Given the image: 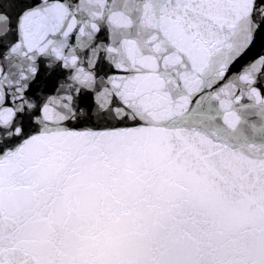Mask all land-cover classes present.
I'll return each mask as SVG.
<instances>
[{"label":"snow or ice","instance_id":"6c2138e0","mask_svg":"<svg viewBox=\"0 0 264 264\" xmlns=\"http://www.w3.org/2000/svg\"><path fill=\"white\" fill-rule=\"evenodd\" d=\"M0 264H264V0H0Z\"/></svg>","mask_w":264,"mask_h":264}]
</instances>
